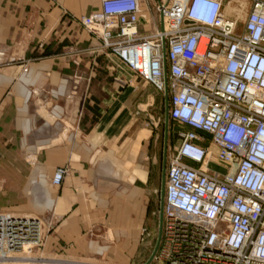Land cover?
<instances>
[{
    "label": "crops",
    "instance_id": "0c3cea01",
    "mask_svg": "<svg viewBox=\"0 0 264 264\" xmlns=\"http://www.w3.org/2000/svg\"><path fill=\"white\" fill-rule=\"evenodd\" d=\"M99 4L0 0V209L46 218V256L131 264L157 157L163 168L178 127L164 96L92 51L99 42L79 19ZM57 168L67 174L53 186Z\"/></svg>",
    "mask_w": 264,
    "mask_h": 264
},
{
    "label": "built area",
    "instance_id": "2783aa9c",
    "mask_svg": "<svg viewBox=\"0 0 264 264\" xmlns=\"http://www.w3.org/2000/svg\"><path fill=\"white\" fill-rule=\"evenodd\" d=\"M79 23L178 127L156 264H264V0H100ZM212 156L227 171L207 169ZM43 225L0 210V260L40 249Z\"/></svg>",
    "mask_w": 264,
    "mask_h": 264
},
{
    "label": "rangeland",
    "instance_id": "374dc122",
    "mask_svg": "<svg viewBox=\"0 0 264 264\" xmlns=\"http://www.w3.org/2000/svg\"><path fill=\"white\" fill-rule=\"evenodd\" d=\"M168 116V114H167ZM169 130L172 131L175 129L172 125V123L169 121ZM158 143L159 148V154L161 155V143L160 141ZM167 152H166V162L165 163V173L168 165L169 156L172 152L173 145L179 144V139H176V141H167ZM214 151V150H213ZM216 151V150H215ZM210 168H212L214 171L219 172H225L228 169V165L222 161H220L216 156L213 157ZM161 174H162V166L160 157H157L156 165L153 169V176L154 179H156V186H153L152 189L149 188L148 192V212L146 219L143 223V225L139 229V234L143 229L149 233V236L143 239V241L140 240L139 235V241L137 246V251L135 255V259L131 264H145L152 255L158 241L159 237V222H160V203H161ZM4 200V199H3ZM1 203L5 204L4 201H0ZM0 210H6V209H0ZM10 211V210H9ZM14 212V211H13ZM38 218H41L43 221V235L45 236V233L48 232L50 229L49 223L46 220L44 216H36ZM104 230V227L97 228L96 233L97 235H100ZM162 233V232H161ZM110 242H104L101 238H97L99 240L100 245L102 246V243L113 244L114 242L112 239L111 232L108 231ZM114 237V236H113ZM117 237V236H116ZM44 239V237H43ZM104 239V238H103ZM44 242V240H43ZM15 257L18 259L20 258H28L25 261L22 262H5L1 264H128V261L125 257L117 260H113L112 258L105 256V255H96L94 257H83V258H64V257H49L43 254L42 247L40 249H34L30 253L29 252H21L18 253ZM149 264H156L154 258L150 261Z\"/></svg>",
    "mask_w": 264,
    "mask_h": 264
},
{
    "label": "water",
    "instance_id": "95a60500",
    "mask_svg": "<svg viewBox=\"0 0 264 264\" xmlns=\"http://www.w3.org/2000/svg\"><path fill=\"white\" fill-rule=\"evenodd\" d=\"M166 99V96H165ZM166 103H167V99H166ZM166 119H168L167 116V108H166ZM165 145H166V141H165ZM165 163L163 164V168H162V178H161V203H160V222H159V237H158V241H157V245L152 253V255L150 256V259L145 263V264H149L150 261L154 258L156 251L158 249V246L160 244V240H161V232H162V206H163V189H164V182H165Z\"/></svg>",
    "mask_w": 264,
    "mask_h": 264
},
{
    "label": "bare ground",
    "instance_id": "6f19581e",
    "mask_svg": "<svg viewBox=\"0 0 264 264\" xmlns=\"http://www.w3.org/2000/svg\"><path fill=\"white\" fill-rule=\"evenodd\" d=\"M24 252H28V247H26V248H24ZM26 259H28V258H17V259H15V260H0V264L1 263H5V262H8V261H10V262H22V261H25Z\"/></svg>",
    "mask_w": 264,
    "mask_h": 264
},
{
    "label": "trees",
    "instance_id": "16d2710c",
    "mask_svg": "<svg viewBox=\"0 0 264 264\" xmlns=\"http://www.w3.org/2000/svg\"><path fill=\"white\" fill-rule=\"evenodd\" d=\"M170 122L172 123V125L174 124V122H173V121H171V120H170Z\"/></svg>",
    "mask_w": 264,
    "mask_h": 264
}]
</instances>
